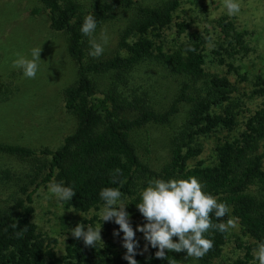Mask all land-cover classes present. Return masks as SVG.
Masks as SVG:
<instances>
[{"label":"trees","instance_id":"1","mask_svg":"<svg viewBox=\"0 0 264 264\" xmlns=\"http://www.w3.org/2000/svg\"><path fill=\"white\" fill-rule=\"evenodd\" d=\"M40 2L48 10L50 27L67 34L66 50L77 64L76 80L63 90L64 107L75 116L76 127L54 149L0 141V155L31 162L21 170L25 173H13L15 178L10 176V167L0 171V198H4L0 201V264H129L124 259L123 233L113 235L119 229L114 221L109 224L110 237L104 245L98 242L95 247H87L83 239L71 234L58 255L51 246L56 239L43 236L32 220L35 193L42 186L63 182L76 192L72 200L65 201L66 205L87 212L104 204L100 198L103 188H119L123 199L130 198L126 210L130 211L135 230L146 222L136 204L148 181L189 176L197 177L204 191L230 209L223 221H218L214 213L212 220L214 224L229 218L235 222L236 226L228 231L236 233V244L243 253L231 264H259L253 252L264 242V77L257 76L254 82L260 105L244 119L237 136L215 145L210 162L202 156L196 139L236 125L230 102L236 87L226 74L205 67L204 36L187 35L190 23L183 14L181 0H158L153 5L138 0ZM117 8L133 11L117 42L125 54L87 57L86 35L81 32L85 16L94 15L98 27L113 18ZM220 23L228 35V24ZM166 29H173L179 39L170 51L156 43ZM219 47L214 52L218 62L237 72L224 59L222 44ZM144 61L163 67L178 82L164 108L156 109L119 90L125 75ZM104 76H110V81L100 88L97 80ZM183 104H188L187 117L170 140L169 161L161 169H153L141 160L132 136L148 124H168ZM116 169H120L116 177L119 182L113 183ZM4 193L6 196H2ZM78 223L96 227L94 218L78 219L73 228ZM228 231L210 229L205 235L213 240L214 247L200 259L188 257L184 251H172L167 259H160L151 245L140 254L147 242L143 233L136 231L139 248L135 259L138 264H222L218 260ZM173 239L178 241V237Z\"/></svg>","mask_w":264,"mask_h":264},{"label":"rangeland","instance_id":"2","mask_svg":"<svg viewBox=\"0 0 264 264\" xmlns=\"http://www.w3.org/2000/svg\"><path fill=\"white\" fill-rule=\"evenodd\" d=\"M181 1L183 14L190 23L187 35L196 33L204 36L205 67L226 74L236 87L230 100L236 125L230 130L219 129L196 139L202 147V156L212 162L215 145L237 136L243 128L244 119L260 105L261 97L255 91L254 82L257 76L264 77V0H237L241 8L233 16L228 15L224 0ZM138 2L153 5L158 0ZM36 8L38 12L33 11ZM132 15V10L117 8L114 17L96 27L92 37L86 36V56L93 57L89 55L90 40L103 44L102 35L108 37V42L104 44L103 54L93 58H108L117 52L125 54L118 48L117 42ZM221 21L228 24V35L223 32ZM175 37L173 29H166L156 43L163 50L170 51L179 42ZM132 39L129 37V40ZM220 44L224 59L237 72L218 62L214 52L220 50ZM66 45L67 34L50 27L48 10L40 0H0V141L37 149L44 146L54 149L73 132L76 119L64 107L63 90L76 80L77 64L69 56ZM38 47L42 48L39 70L34 79H29L24 76L23 69L14 67V64L20 59H31L32 50ZM97 81L102 86L100 88H104L110 76ZM118 87L124 95L138 97L144 100V104L160 109L170 103L178 82L163 67L144 61L126 74ZM187 111L188 104H183L168 124H148L132 136L141 160L151 168L159 170L168 163L170 140L183 126ZM27 163L0 155V171L10 167V176L14 178L13 173L18 175L31 162ZM3 199L0 198V201ZM129 199L126 197L123 200L126 203ZM32 206V220L38 232L56 239L51 246L58 255L63 253L73 224L78 219L94 218L96 227L102 224L103 244L110 237L109 224L113 221L102 222L100 219L103 205L87 212L77 211L57 199L50 193L49 187L42 186L35 193ZM236 240V233L228 231L218 262L231 264L232 260L241 256L243 249L238 247Z\"/></svg>","mask_w":264,"mask_h":264},{"label":"clouds","instance_id":"3","mask_svg":"<svg viewBox=\"0 0 264 264\" xmlns=\"http://www.w3.org/2000/svg\"><path fill=\"white\" fill-rule=\"evenodd\" d=\"M224 6L229 16L240 12L241 5L237 0H224ZM97 27L94 15L85 16L81 32L92 37ZM103 44L95 39L90 40L91 51L89 55L99 57L104 52V44H107L108 37L102 35ZM41 47L34 48L31 59H20L14 67L23 69L26 78L34 79L39 70L41 61ZM120 169L113 174V183L119 181L116 177ZM49 191L61 201H69L76 192L63 182L49 184ZM100 198L103 200V208L100 212L102 222L114 221L119 225L113 235L119 236L123 233V247L126 249L124 259L129 264H138L135 259L139 248V241L136 239V231L143 233L145 243L143 250H148L149 245L156 248L155 256L160 259H167V253L186 252V256L200 259L205 256L213 247L212 239L205 235L210 229L220 232H227L234 228L235 222L229 218L226 222L213 223L212 214L218 221L229 213L230 209L225 202H220L216 196L204 191L203 183L195 176L180 179H153L148 181L147 186L142 190L140 202L136 204L139 212L145 219V223L137 225L134 230L130 216L126 210L129 203H125L119 188L106 187L100 191ZM102 224L97 227L78 223L71 233L76 239H83L85 246L95 247L100 242L103 244ZM173 237H178V241ZM104 245V244H103ZM254 257L259 264H264V242L259 243L254 249ZM169 264H173L169 261Z\"/></svg>","mask_w":264,"mask_h":264}]
</instances>
